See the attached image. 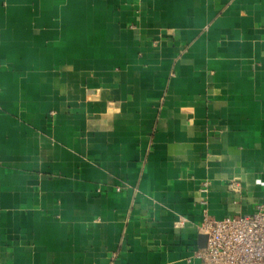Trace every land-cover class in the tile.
Here are the masks:
<instances>
[{"label":"crops","instance_id":"1","mask_svg":"<svg viewBox=\"0 0 264 264\" xmlns=\"http://www.w3.org/2000/svg\"><path fill=\"white\" fill-rule=\"evenodd\" d=\"M264 204V0H0V264H204Z\"/></svg>","mask_w":264,"mask_h":264},{"label":"built area","instance_id":"2","mask_svg":"<svg viewBox=\"0 0 264 264\" xmlns=\"http://www.w3.org/2000/svg\"><path fill=\"white\" fill-rule=\"evenodd\" d=\"M207 246L194 257L204 264H264V204L249 215L205 218Z\"/></svg>","mask_w":264,"mask_h":264},{"label":"water","instance_id":"3","mask_svg":"<svg viewBox=\"0 0 264 264\" xmlns=\"http://www.w3.org/2000/svg\"><path fill=\"white\" fill-rule=\"evenodd\" d=\"M205 238H206V241H207L208 237H207V236H205ZM205 248H206V247H205Z\"/></svg>","mask_w":264,"mask_h":264}]
</instances>
